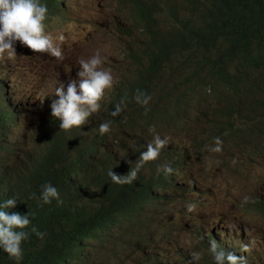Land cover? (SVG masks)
<instances>
[{
	"label": "clouds",
	"instance_id": "1",
	"mask_svg": "<svg viewBox=\"0 0 264 264\" xmlns=\"http://www.w3.org/2000/svg\"><path fill=\"white\" fill-rule=\"evenodd\" d=\"M66 1L0 0V63L36 61L41 56L63 60L66 46L61 36L50 29L75 20L83 22L81 16L66 12ZM150 1L118 0L124 25V34L119 28L118 35L130 38L121 45L133 42L153 20L162 28L174 27L180 44L190 49H196L190 36H215L219 41L198 50L201 58L190 69L172 73L173 63L166 61L158 72L141 75L116 72L112 67L105 79L90 81L86 93L85 84L96 67L89 56L79 57L77 68L67 77L57 78L55 73L45 77L46 88L41 94L56 90L75 95L86 104L81 110L66 104L52 108L39 99L34 101L35 97L15 102L7 84L9 74L0 76V94L22 111L19 123L28 105L35 108L37 116L33 136L36 148L16 137L15 162H0V264H179L167 261L160 244L164 238L175 239L174 218L162 224L160 221L163 212H176L175 197H168V189L175 185L173 176L177 171L188 176L190 173L180 160L181 154L170 151L167 134L153 132L141 137L149 126L176 135L195 124L196 133L190 131L192 150L208 147L206 154L219 153L222 141L224 147L232 149L233 163L240 164L242 158L255 155L264 167V39L259 36L264 30V12L245 11L234 22L241 28L227 23L228 38L223 40L222 23L191 33L183 26L173 25L166 10L148 6ZM156 1L162 5L163 0ZM103 6L98 3V8ZM182 9L187 13L190 8ZM246 35L253 37L259 58L241 71L236 52ZM243 97L249 106L261 108L258 120L252 116L255 110L251 107L241 116ZM189 98L193 110L187 109ZM90 102L92 106L87 105ZM169 105L174 107L178 123L165 115ZM242 118L252 127L260 125L263 144L252 147V154L247 152L251 142L241 139L238 121ZM96 121L90 135L87 128ZM118 122L137 134L128 146L125 139L111 136ZM87 136L90 138L85 142ZM111 146L125 152L120 161H114ZM70 156L77 157L81 174H71L63 168L64 160ZM104 167L111 170L109 183L95 177ZM151 174L161 176L166 185H153ZM252 200L245 202L250 214L264 217L259 210L264 196ZM196 203L188 201L183 212L192 214ZM146 205L161 207V213L149 217L143 210ZM120 218L129 220L131 227L110 236ZM226 222L225 217L219 216L208 231L197 225L194 233L204 245L207 258L198 263L190 257L181 264H264V254L259 260L257 229L250 221H246L249 228L244 231H237L235 225ZM219 230L224 235L218 234ZM212 232L216 240L208 238ZM93 239L97 240L96 245L92 244ZM130 240L134 245H130ZM131 252L138 255L127 262L132 258Z\"/></svg>",
	"mask_w": 264,
	"mask_h": 264
},
{
	"label": "rangeland",
	"instance_id": "2",
	"mask_svg": "<svg viewBox=\"0 0 264 264\" xmlns=\"http://www.w3.org/2000/svg\"><path fill=\"white\" fill-rule=\"evenodd\" d=\"M98 3L103 4V8H98ZM66 4V12L81 16L83 22L75 20L50 29L54 35L61 36L66 46L67 56L63 60L54 61L47 56H41L36 61L0 63V76L5 77L6 73L9 74L7 84L10 89L9 93L15 102H23L35 97L34 101L39 99L41 104L47 103L52 108L66 104L79 106V110H81L86 104L75 95L64 94L56 90L41 94L42 89L46 88L45 77L51 73H55L57 78L67 77L77 68L79 57L89 56L88 58L94 59L96 67L91 70L85 84L84 93H86L90 81L105 79L107 72L112 67L116 69V72L117 70L123 72L128 65L129 62L120 43H127L130 38L125 39L118 35V29L124 27L121 24L123 13L118 0H67ZM108 94L110 95V91ZM84 97L86 99V94ZM87 105L92 106L93 102ZM187 105L189 106L188 110L195 109L190 98L187 100ZM30 106L25 107V117L21 118L11 140L18 137L25 144L36 148L33 136L36 132L37 116L35 108L32 109ZM250 107L255 110L252 116L258 120L261 108L256 105L249 106L246 97L242 98L240 104L241 116L244 117ZM165 115L170 116L173 123H178L179 117L172 105L167 107ZM262 121L264 122V117H262ZM96 126L97 121L88 126L87 130L90 135ZM238 126L242 130L241 139L251 142L247 146V152L252 154V147L263 144L262 136L259 133L260 125L255 124L252 127L246 118H242L238 121ZM187 128L185 132L173 135L164 130L159 131L155 126H149L141 136L146 138L153 132L167 134L169 136L167 138L168 145L172 147L170 151L177 150L181 154L180 160L185 165L187 172L190 173L188 176L186 173L177 171L173 176L175 185L168 189V197H175L176 212H163V220L160 221V224L174 218L176 232L175 239L160 240L167 261L181 264L192 257L198 263L204 262L207 253L204 245L194 233V229L199 225L204 231L210 230L219 216L227 219V225H235L237 231L248 229L246 221H250L251 226L257 229L259 260H261L264 254V217L251 215L249 206L245 204L246 201L264 196V185L261 183L264 182V167L261 165V160L252 155L249 158H242L240 164H235L232 161V149L229 146L224 147L222 141L219 153L210 151L209 154H206L208 147L194 151L192 150L193 136L191 132L196 133L198 129L195 124ZM201 128H203L202 123L199 124V129ZM111 136L125 139V144L128 146L131 138H136L137 134L134 130L125 127L123 122H118L113 127ZM89 138L90 136H87L84 141L88 142ZM110 152L114 153L115 162L120 161L125 155L123 150L113 146L110 147ZM190 200H196L197 203L192 205V214H187L183 210ZM178 209H181L182 212ZM143 210L149 217L161 213V207L154 208L152 205L144 206ZM235 218L236 221H231ZM130 227L129 220L120 218L119 224L115 230H112L110 236H114L118 230L126 232ZM217 233L224 235L220 230ZM208 238L216 240L213 232ZM129 243L134 245L133 240H130ZM92 244L96 245L97 240L93 239ZM131 253L132 258H129L127 262L136 259L138 255L137 252Z\"/></svg>",
	"mask_w": 264,
	"mask_h": 264
},
{
	"label": "trees",
	"instance_id": "3",
	"mask_svg": "<svg viewBox=\"0 0 264 264\" xmlns=\"http://www.w3.org/2000/svg\"><path fill=\"white\" fill-rule=\"evenodd\" d=\"M178 1V3H177ZM188 7L187 13H183L182 7ZM148 6L162 8L167 11L173 25L183 26L188 32L194 33L203 30L213 23H222L220 36L223 40L228 38L227 23H234L245 11L264 12V0H163L159 6L156 0L148 3ZM235 27L241 28L239 23ZM124 34L123 29H119ZM259 36L264 39V30ZM193 47L190 49L180 44L179 35L174 27L162 28L153 20L150 25L144 26L137 38L122 45L128 65L124 68L126 73L148 74L160 70L163 62L173 63L172 73L190 69L194 62L200 60L198 50L215 46L218 37H189ZM241 71L249 68L250 62L259 58L253 46V37L246 35L243 44L236 52ZM21 109L11 104L6 95L0 94V162L10 165L17 157L18 139L10 141L13 130L19 124ZM41 120V119H39ZM63 168L71 173L81 174L78 159L75 156L67 157L63 162ZM111 170L104 167L95 177L103 183H109ZM149 180L155 186L166 185L161 176L149 175ZM259 210L264 213V202L259 205Z\"/></svg>",
	"mask_w": 264,
	"mask_h": 264
},
{
	"label": "bare ground",
	"instance_id": "4",
	"mask_svg": "<svg viewBox=\"0 0 264 264\" xmlns=\"http://www.w3.org/2000/svg\"><path fill=\"white\" fill-rule=\"evenodd\" d=\"M61 74V73H60Z\"/></svg>",
	"mask_w": 264,
	"mask_h": 264
}]
</instances>
